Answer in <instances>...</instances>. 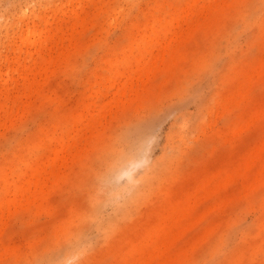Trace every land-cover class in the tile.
Here are the masks:
<instances>
[{
  "label": "rangeland",
  "instance_id": "obj_1",
  "mask_svg": "<svg viewBox=\"0 0 264 264\" xmlns=\"http://www.w3.org/2000/svg\"><path fill=\"white\" fill-rule=\"evenodd\" d=\"M0 264H264V0H0Z\"/></svg>",
  "mask_w": 264,
  "mask_h": 264
},
{
  "label": "bare ground",
  "instance_id": "obj_2",
  "mask_svg": "<svg viewBox=\"0 0 264 264\" xmlns=\"http://www.w3.org/2000/svg\"><path fill=\"white\" fill-rule=\"evenodd\" d=\"M126 160H129V159H123V161H126Z\"/></svg>",
  "mask_w": 264,
  "mask_h": 264
}]
</instances>
